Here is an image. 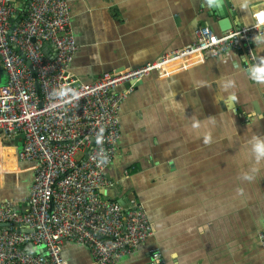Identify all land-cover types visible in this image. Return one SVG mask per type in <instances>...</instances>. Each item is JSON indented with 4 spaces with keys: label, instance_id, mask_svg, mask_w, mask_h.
Masks as SVG:
<instances>
[{
    "label": "crops",
    "instance_id": "1",
    "mask_svg": "<svg viewBox=\"0 0 264 264\" xmlns=\"http://www.w3.org/2000/svg\"><path fill=\"white\" fill-rule=\"evenodd\" d=\"M14 1L18 9L25 3ZM228 1L241 27L264 11V0ZM204 2L69 0L78 45L70 73L91 83L194 44L201 27L221 34ZM255 52L264 73V35ZM245 63L234 50L209 54L168 76L152 73L123 101L119 151L106 172L116 184L103 194L125 207L138 202L154 236L117 264H150L156 249L165 264H264V157L255 151L264 142V87ZM6 82L0 64V87ZM21 146L0 145V200L26 212L34 164L19 160ZM63 258L95 264L73 243Z\"/></svg>",
    "mask_w": 264,
    "mask_h": 264
},
{
    "label": "built area",
    "instance_id": "2",
    "mask_svg": "<svg viewBox=\"0 0 264 264\" xmlns=\"http://www.w3.org/2000/svg\"><path fill=\"white\" fill-rule=\"evenodd\" d=\"M0 0V145L22 141L19 160L33 163L28 210L0 200V264H67L65 243L87 247L95 264H117L154 236L144 210L104 198L116 182L107 170L119 151L121 105L152 73L192 66L209 54L239 52L245 69L264 87L255 44L264 22L222 34L196 31V42L136 69L115 71L84 83L70 73L78 50L69 0ZM126 86L124 93L116 90ZM264 99V89H263ZM264 248V227L259 233ZM37 248L28 251V246ZM150 264H165L151 251Z\"/></svg>",
    "mask_w": 264,
    "mask_h": 264
},
{
    "label": "water",
    "instance_id": "3",
    "mask_svg": "<svg viewBox=\"0 0 264 264\" xmlns=\"http://www.w3.org/2000/svg\"><path fill=\"white\" fill-rule=\"evenodd\" d=\"M227 2L225 0H215V3H210L209 0H205L204 2V8L207 6L209 10L208 16L213 20H218L217 23L221 34L230 30L239 29L242 26L240 23H235V13L232 12L231 4L228 0ZM248 72L250 73V71ZM36 249L32 245L28 246L29 252H34Z\"/></svg>",
    "mask_w": 264,
    "mask_h": 264
},
{
    "label": "clouds",
    "instance_id": "4",
    "mask_svg": "<svg viewBox=\"0 0 264 264\" xmlns=\"http://www.w3.org/2000/svg\"><path fill=\"white\" fill-rule=\"evenodd\" d=\"M210 3H215V0H209ZM244 7H247V5H244ZM258 19L260 21H264V12L257 14ZM255 151L257 153V159L259 160L261 157H264V142L258 141L256 143ZM246 179H250V177H245Z\"/></svg>",
    "mask_w": 264,
    "mask_h": 264
},
{
    "label": "snow or ice",
    "instance_id": "5",
    "mask_svg": "<svg viewBox=\"0 0 264 264\" xmlns=\"http://www.w3.org/2000/svg\"><path fill=\"white\" fill-rule=\"evenodd\" d=\"M262 22H264V21H262Z\"/></svg>",
    "mask_w": 264,
    "mask_h": 264
}]
</instances>
